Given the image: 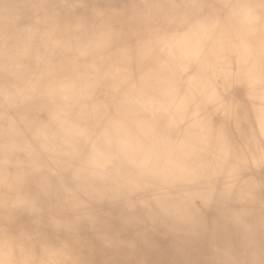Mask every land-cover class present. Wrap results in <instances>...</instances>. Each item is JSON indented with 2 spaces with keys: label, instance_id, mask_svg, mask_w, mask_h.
<instances>
[{
  "label": "clouds",
  "instance_id": "9594fccd",
  "mask_svg": "<svg viewBox=\"0 0 264 264\" xmlns=\"http://www.w3.org/2000/svg\"><path fill=\"white\" fill-rule=\"evenodd\" d=\"M0 264H264V0H0Z\"/></svg>",
  "mask_w": 264,
  "mask_h": 264
}]
</instances>
